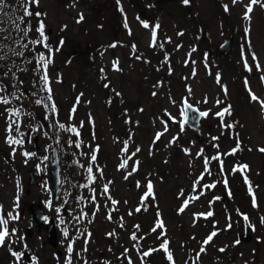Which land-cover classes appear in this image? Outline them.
I'll list each match as a JSON object with an SVG mask.
<instances>
[{"label": "rangeland", "instance_id": "rangeland-1", "mask_svg": "<svg viewBox=\"0 0 264 264\" xmlns=\"http://www.w3.org/2000/svg\"><path fill=\"white\" fill-rule=\"evenodd\" d=\"M120 2L127 15L131 35L124 27V15L118 11L116 0H76L74 7L71 6L73 0H40L39 6L34 8L35 11L46 13V16L39 19L45 21L46 34L49 35L52 45L55 46L61 37L65 40L61 51L55 54L54 64L49 66V76L53 81L52 87L59 109V122L78 127L81 121L84 122V126L80 128V136L77 137L82 141L81 148L77 149L68 144L62 146L64 137H59V144L56 139L54 142L61 169L59 200H65L69 186L74 190L76 185L74 180L87 183L86 166L91 150L98 145L99 152L94 171L99 167L104 170V174L102 177L98 175L95 184L112 181L111 184H115L114 191L121 202L118 213L120 217H124V228L119 227V233L113 237L112 242L107 243L102 237H97V240L87 244V248L95 252V255L90 256V262L93 264L106 262L105 254L97 255V249L93 248L96 243L98 249H105L116 247L118 242L120 255L125 248L131 250L133 244L130 234L137 231L133 227L135 224L141 225L137 235L147 234V243L148 241L151 243L147 246H144L145 241L134 244H138L141 250L144 247L158 248L162 242L157 239L159 232L154 234L150 229L154 226L159 212L166 227L165 238L170 241L169 248L176 264H193L202 241L214 230V223L220 230L219 234L206 246V252L202 254L197 264H264V224L261 223V217H264V153L257 150L264 147V109L260 103L250 100L248 91L250 88L256 96L264 100V81L261 80L264 76V8L255 6L251 19L248 20L244 18V12L249 0H241L235 5L232 0H191L188 6L182 5L181 0H120ZM4 4L5 12L0 17H6L7 20L0 26V31L1 36L6 39L0 42L2 46L0 54L7 53L3 60L7 63L10 73L8 76L12 77L11 72H15L17 77L24 78L27 70H17L21 66L17 64L19 62H16V56L8 50L10 35L8 37L5 35V28L6 32L10 30L7 22L16 20L12 12V16L7 15L9 9L16 10L17 14L19 10L21 15L23 9L17 4V0H6ZM225 4L229 6L228 12L224 11ZM80 13L84 14L85 19L82 23H76ZM137 15L140 20L151 24L158 22L161 25L157 39L163 43V48L149 46L151 30L142 27ZM26 19L33 25V30L29 34L35 39L38 18ZM62 25H67L64 31H61ZM246 28L250 29L247 35ZM232 31L233 37L230 36ZM178 32H183V35H177ZM228 38L233 39L232 43L226 49L219 50L221 44ZM113 42H117V46L108 47ZM133 44L136 45L135 54L131 47ZM177 45L181 47L177 48ZM193 47L197 50L192 52L189 58L188 53ZM242 49L252 68L251 71L245 68L241 56ZM253 52L261 66L259 70L252 60ZM71 53L72 57L69 56ZM205 53H208V67H205ZM165 54L168 55L167 62L164 59ZM136 55L141 59H136ZM69 60L71 62L66 63ZM115 60L119 61L120 71L113 69ZM186 60L195 61V64L191 62L186 64ZM24 62L27 67L29 63ZM101 68L104 69L103 74L100 72ZM193 68L196 70L195 75ZM217 73L220 75V83H217ZM58 75L62 76V83L56 82ZM5 78L4 82H10L9 77ZM24 82L29 87L32 86V81ZM105 83L110 87L105 88L103 86ZM73 85L75 87H72ZM225 86L227 94L224 91ZM154 91L157 93L155 96L152 95ZM116 92L121 93V96L117 97ZM81 93H83L81 103L77 106L74 118L69 120V111L75 103V98ZM184 97H188L189 102L200 110H210L209 117L199 121L197 132L189 126L181 132L179 125L170 121L168 131L160 141L153 144L155 134L164 130L163 120L168 119L165 110L177 120L181 118L179 113ZM205 98L207 103H204ZM109 99L112 101L111 104L108 103ZM172 100L176 103L173 104ZM217 100L222 103L217 104ZM229 105L232 115L225 117V123H234L236 127L231 132L221 135L223 131L220 127L221 122L215 117V113ZM4 107L0 104V113H3ZM141 108L142 112L139 111ZM89 115L94 123H89ZM6 117V113L0 115V132L4 133V137L7 135ZM128 119L133 123H126ZM22 128L21 131L25 133L26 125L24 124ZM59 133L60 130L52 128L53 137L55 135L57 137ZM67 134L71 136L70 133ZM236 134L241 143V150L234 156L223 158V172H220L219 164L212 161L210 164L212 174L202 181L203 184L215 182L216 187L207 190L199 200L191 202L183 213L178 212L184 199L198 194L193 192V181L204 171V159L197 157L196 153L201 148L208 157L215 156L218 151L228 152L236 146L234 138ZM177 135L179 136L177 142L169 144ZM211 136H219L220 139L212 141ZM4 137L0 136V147L7 152V157L2 159V166L7 170V175L0 166V192H3L1 206L6 213H12L16 205L14 174L10 173V168L18 169L16 173L24 178L22 184L25 191L28 189L29 193L31 190L29 194L26 192L23 194L24 203H37L40 200L45 204L47 198L49 199L48 189L45 188V181L49 178L45 171L47 168L44 167L45 158L42 154L32 156L27 158L25 163L26 158L22 153L31 152L28 147L24 144L15 146L16 152L13 155L12 147L2 144ZM53 139L44 135L43 145L47 146L44 150L42 148L43 153L51 151L50 142ZM125 140L129 143V154L135 151L136 146L141 149L134 157L140 162L139 170L128 180L124 179L125 170H118L124 156L121 149ZM217 143L219 149L213 146ZM185 148L190 149V155L183 151ZM131 163L130 161V166ZM236 163L247 164L249 168L245 172L233 173V167L238 165ZM30 169L36 171V176L39 175L34 186L27 181ZM130 170L129 167L128 171ZM245 175L251 182L257 207H253L252 194L245 183ZM225 178L228 181L227 187L223 183ZM147 179L153 181L155 200L147 201V210L140 215L134 213L129 216L128 212L134 211V206L136 208L140 204L141 191L144 189L143 187L137 189L136 182L140 181L143 185ZM182 190L184 196L180 195ZM214 197L221 199L209 205V201ZM98 201L97 199V203ZM124 201L128 203L125 204ZM99 204L102 205L100 202ZM88 210L90 215L89 207ZM209 210L214 212L213 217H197L194 220L193 213H206ZM106 212L107 208L100 207V211L93 217V223H104ZM245 214L255 230H252L249 241H242L234 246L233 242L244 234L245 221L242 217ZM26 219L28 221L27 215L22 225H26ZM138 219L140 221L137 222ZM229 222L234 226L230 230H225ZM13 224L21 226L19 220L13 221ZM20 245L17 243L13 247L21 251L23 246L19 248ZM28 245L30 254L38 257V264L56 263L51 251L47 247L42 248L39 238H33ZM81 246L83 249L85 244L82 243ZM220 248L226 250L220 252ZM128 255L135 264H168L166 254L162 251L154 252L150 256L151 261L147 258L142 261L136 250H133V253L129 252ZM84 258L89 261V258ZM119 260H124L127 264V260L122 257L116 260L115 264H118ZM0 264H14L7 247L0 249Z\"/></svg>", "mask_w": 264, "mask_h": 264}, {"label": "snow or ice", "instance_id": "snow-or-ice-1", "mask_svg": "<svg viewBox=\"0 0 264 264\" xmlns=\"http://www.w3.org/2000/svg\"><path fill=\"white\" fill-rule=\"evenodd\" d=\"M241 0H232V3L238 4L240 3ZM40 3V0H18V4L20 7L23 9V15L19 16L17 20L19 21L18 23L14 20V26L18 32H20V39L18 40V43L21 48L26 49L30 56L33 57L34 59H29L28 56H25L24 51H16L14 49H9L10 52L13 53V55L22 58V62L26 61L27 63H31L33 65V71H35L38 74L39 78V87L36 92L33 93H28L24 88H23V81L20 80L15 72H11L12 78L15 81L13 84L8 85L5 84L3 81V77H6L9 75V72L3 71V66L0 65V104L4 105L3 113H0V115L6 113V132L7 136L5 138V142L12 147V152L13 155L16 152V147L18 145H23L25 143V137L28 136L29 138L31 137V133L33 131L39 132L43 130V122H48V127L53 128V129H58L63 132H68L70 134H73L75 137L80 136V128L84 126V122L81 121L79 127L74 125V124H69L66 125L65 123L59 122V109L57 107V103L54 99V91L52 87L53 81L50 79L49 76V66L54 64V57L57 52H60L61 49L63 48L65 44V40L63 37H61L55 46L52 45L49 35L46 34V24L43 19H39L43 16H46V13H42L39 11H35L34 8L38 7ZM76 0H73V3L71 6H75ZM116 3L118 5V11H120L124 15V27L129 30V35H131V30L129 29L128 23H127V15L124 13V8L123 5L121 4L120 0H116ZM182 5L188 6L191 3V0H181ZM260 6L261 8H264V0H249V3L245 5V12H244V18L250 20L251 19V14L254 10L255 6ZM5 7L4 0H0V12L3 11ZM151 7V6H149ZM224 11L228 12L229 11V6L228 5H223ZM31 17H36L38 18V24L35 26V32H36V38L35 39H28L29 33L33 30V25L31 24L29 19L26 18H31ZM85 17L83 13H80L78 17L76 18V23H82L84 21ZM137 20L141 23L142 27L145 29H150L151 30V42H150V47H160L163 48L164 45L163 43L159 42L157 39L158 31L161 27V25L156 22L154 24L149 23L148 21L140 20L139 15H137ZM24 24L25 27L21 28L20 25ZM98 27H102L101 25H98ZM67 28V25H62L61 31H64ZM250 31V29L246 28L245 33ZM177 35L182 36L183 32H178ZM0 39H6L5 37H0ZM168 42H170V38H168ZM227 43V42H225ZM34 46V47H33ZM117 46V42H113L110 44L108 47L115 48ZM133 53L135 54L136 52V45L133 44L132 46ZM181 47L180 45H177V48ZM251 45L249 42V49ZM2 48V46H0ZM44 49V51H39V49ZM197 49L193 47L191 51L188 53L189 58L191 57L192 52H195ZM4 56H7V53H2L0 54V59H2ZM241 56L244 59V64L245 68L248 71H251L252 68L249 66L247 58L244 56V51L242 49ZM136 59H141L139 55L135 56ZM165 62L168 61V55L165 54ZM207 59H208V53H205V67H208L207 64ZM252 60L255 63L256 69H260V64L257 60V57L255 53H252ZM71 61H66V63H70ZM191 62L193 65L195 64V61H190L186 60L185 63ZM14 65V61L12 62ZM113 69L116 71H120V66H119V61L115 60L113 61ZM18 71H25L27 69L23 67H18ZM11 71V70H9ZM101 74L104 73V69H100ZM169 72L171 73V67L169 66ZM196 74L195 68H193V75ZM106 79V77H102ZM261 80L264 81V76L261 77ZM57 83H62V76L58 75L56 78ZM217 83H220V75L217 73ZM247 80L245 81V84L247 85ZM159 84V82H158ZM105 88H109L110 85L108 83H105L103 85ZM72 87H75L73 85ZM155 87V86H154ZM12 89H15V91H12ZM189 94H191V89H188ZM225 94H227V87H224ZM249 91V98L251 101H256L260 103L261 108L264 109V100H261L258 96H256L251 89H248ZM44 93L43 96H40L39 93ZM115 95L117 97L121 96V93L116 92ZM153 96L157 95V93L154 91L152 93ZM83 96V93H81L79 96L75 98V103L73 104L72 109L69 111V120H72L75 116V113L77 111V106L81 103V97ZM28 97H38L32 100L31 102L34 103L35 105H38L46 110V115L43 117V122L41 126L36 127V128H29L28 133H24L21 131V127L23 124V120L21 119L22 116H26L28 118H31L33 116V113L31 111H25L23 108V101L28 98ZM13 102H15L16 106H12ZM111 99H109L108 103L111 104ZM123 102V101H121ZM86 103H90V101H86ZM172 103L175 104L176 101L172 100ZM204 103H207V98H205ZM217 104L222 103L221 101L217 100ZM139 111H143V109H139ZM180 119L177 120L176 117L172 116L171 113H168L167 110H165V116H167L168 119L163 120L164 124V130L162 132H157L155 134L153 144L156 142L160 141L161 138L164 136V134L168 131V124L171 121L172 123H177L180 127L181 132L185 130L186 126H193L197 127L199 125V121L201 119H206L210 115V110H200L198 107H195L193 104L189 102L188 97H184L181 101V107H180ZM232 111H231V106H226L221 109V111H218L215 113V117L219 118L220 120V127L223 130L221 135H224L225 133L231 132L235 127L236 124L232 123H225V117L226 116H231ZM89 123H94L91 119V115H89ZM126 123H133L130 119L126 120ZM138 123V122H135ZM15 133V135H13ZM44 135L48 136L49 132L47 130H44ZM94 138V134H93ZM179 136H174L171 141H169V144L176 143L178 140ZM236 139V146L230 149L228 152L221 153L217 152L215 156H205L204 155V149L201 148L199 152L196 153L197 157H203L204 159V171L198 176L194 181H193V192L198 193L195 195H190L186 199L183 200L182 205L178 209V212L183 213L185 209L189 207V204L193 201H197L200 199L201 196L205 194L207 190L214 189L216 187V183H209V184H203L202 181L205 179L206 176H210L212 174V170L210 167V164L212 161H216L219 164L220 172L224 171V157L226 156H234L236 153H238L241 150V143L238 139V134L234 137ZM220 139L219 136H211L212 141H218ZM57 144H59V137H56ZM66 143L69 146H74L77 149L82 147V141L79 139H68ZM124 147L121 149V152L124 154V156L121 159V162L118 165V170H125V175L124 179L128 180L129 177H131L133 174L138 172L139 170V165L140 162L138 160H135L134 157L136 156L137 153L141 151V149L136 146L135 151H132L131 154H129V143L128 140H125L124 142ZM214 147L219 149V144H214ZM89 147H91L89 145ZM258 151L261 153H264V147L258 148ZM183 151L186 154H191L190 149H183ZM99 152V146L95 149L91 150L90 156H89V163L86 166V172H87V183L84 185H81V187L84 188H89L90 189V196H89V201L95 206V210L91 214L93 217L95 216L96 212L100 210L101 205L97 203L98 195L105 198L109 203H110V208H108V214L106 219L109 221L113 220V213L118 211V205L121 203L119 200L114 199L111 196L110 193V187L109 185L112 183V181H108L107 183L103 184L102 190L97 192V189L95 187H92L97 181L98 175L100 177L103 176V169L96 167L95 172H94V165L97 160V153ZM150 154H151V149H150ZM22 155L26 158L25 163H27V158L35 156V153L27 152L24 151ZM82 155H89L88 153H82ZM47 160L48 157H45ZM131 163V166L129 162ZM76 163H79V161H76ZM81 167H85V165H80ZM130 167V171H128ZM249 166L247 164L243 165H236L233 167L232 172L237 173V172H245L248 170ZM245 183L248 185V190L249 193L252 194V202H253V207H257L256 203V198L255 194L252 191V186L251 182L249 181L247 175L244 176ZM223 183L225 187L228 185V181L225 178L223 180ZM136 187L137 189L144 188L145 191L143 192V195L140 198V204L135 208L134 212L135 213H141L142 211L147 210V201L149 200H155V191H154V184L151 179H147L145 184H141L140 181L136 182ZM181 196H184L183 190L180 193ZM229 195H231V192L229 191ZM77 199L83 200V197H78ZM221 199L220 197H214L212 201H209V205L214 203L215 200ZM19 196L17 197V204L15 207L19 206ZM125 204L128 203V201H124ZM49 207H51V204H49ZM105 207H108L106 204ZM55 211L59 213L61 211V208H55ZM133 211H129L128 215L132 216L134 214ZM88 213L86 212H81L80 215L76 217L77 223L81 221L82 219H85L88 217ZM214 212L209 210L206 213H193L194 220L197 217H203V218H209L213 217ZM7 217V218H6ZM243 220L246 222V227L251 228L252 230L254 229V226H252L249 221V217L245 214L243 215ZM20 219L19 214H13L11 212L4 213L2 207H0V248H5L7 247L10 255L13 257L14 264H38V257L34 254H30L29 250V245L25 242L24 237H16L14 240L13 237L16 236V233L18 231L17 228H9V221H18ZM44 221H48V217L45 216L43 217ZM229 220L231 221V217H229ZM89 223L91 222L90 220L88 221ZM61 224L65 223L63 219L60 221ZM261 223L264 224V217H261ZM234 225L229 222L226 225L225 230H230ZM119 227L121 229L124 228V217H120V223ZM133 227L137 230L134 231L130 234V239L134 242H138L140 240L146 239L147 234L145 236H138L137 232L141 229V225L135 224ZM79 231V229L77 230ZM219 229L215 227L214 223V230L211 231L207 237L202 241V246L200 247L199 251L195 254V260L193 261V264H197V262L201 259L202 254L206 252V246L211 244L214 240V238L219 234ZM151 233H157V239L161 240L162 242L159 244L158 248H150L148 250H141L138 247V244H134V249L139 253L141 260L143 261L144 258H147L151 256L154 252L156 251H162L166 254V259L170 262V264H176V261L174 259L173 253L170 251L169 245L170 241L167 240L165 237L167 235L166 232V227L164 224V221L160 218L159 212H157V220L154 224V226L150 229ZM62 235L69 240V243L67 244L66 248V254L64 257V260L61 262V264H89V261L84 258L83 253H87L88 248L87 244L88 241L91 237L90 232H80L81 236L85 237V247L81 249V251L77 252L74 248V243L75 240L69 236V231L67 228L63 229ZM109 237H114L116 235L115 231L107 233ZM195 239V237H193ZM21 243L23 246V250L17 251L13 247L15 244ZM241 243V240L238 238L233 242V245H239ZM226 248H220V252H224ZM130 249L125 248L124 252L121 254V257L123 259L127 260V264H133V261L131 259V256L128 255L130 252ZM104 264H111L110 261L104 262Z\"/></svg>", "mask_w": 264, "mask_h": 264}, {"label": "flooded vegetation", "instance_id": "flooded-vegetation-1", "mask_svg": "<svg viewBox=\"0 0 264 264\" xmlns=\"http://www.w3.org/2000/svg\"><path fill=\"white\" fill-rule=\"evenodd\" d=\"M5 1L6 0H4V3H5ZM17 4H18V0H17ZM4 12L5 11L3 9V11L0 12V15H4ZM11 12L13 14L15 13L14 14V16L16 17L15 21L18 23L19 21L17 20V18L19 16H21L20 11L18 10V14H17L16 10L13 11L12 9H9L7 15L8 14L11 15L12 14ZM6 20H7L6 17H4V18L0 17V26ZM10 21L11 22H9V23L7 22V25L10 26V30L8 32H6V28H5V35L7 37L10 35V37H11L10 44H8L9 45L8 46V50L9 49H14L16 51H24L25 56H28L29 58L34 59L33 57L30 56L29 52L26 49H23V48L20 47V45H19L17 40L20 39V35L21 34H20V32H18L16 30V28L14 26V23H13L14 19H12ZM20 27L23 28V27H25V25L21 24ZM1 35H2V33L0 31V37H3ZM230 36L233 37V31H232V34ZM28 39L29 40L32 39L30 34L28 36ZM2 40L3 39H0V42ZM232 41H233V39L231 38V41H230L229 44H231ZM219 50H221V49H219ZM39 51H44V49L41 48V49H39ZM69 56L72 57V53ZM0 60H1L0 61V65L3 66L2 70L5 71V72H8L6 61L3 60V58L0 59ZM15 60H16V62H19L17 64L20 65L21 67H26L25 62H22V58L16 56ZM26 69H27V73L25 74L26 76H24V78L22 76H21V78H19V77L18 78L23 81V88L28 93L36 92L37 89H38V83H39L38 74L36 75L35 74L36 72L32 70L33 69V65L31 63L28 64ZM9 75H10V73H9ZM49 75H50V73H49ZM6 77L10 78V82H7V83L4 82L5 84L11 85V84H13L15 82L12 77H10V76H6ZM3 78L6 80L5 77H3ZM24 81H26V82L32 81V86L29 87ZM25 84H26V87H24ZM12 91H15V89H12ZM39 95L43 96L44 93L41 92V93H39ZM35 98H38V97H28V98H26L23 101L24 110L26 109L25 110L26 112L27 111H31L33 113V116L31 118H28L26 116H22L21 117V119L23 120L22 127H23L24 124L26 125L25 133H28L29 128H36V127L41 126V124L43 122V117L46 115V110L44 108H42V107H40L38 105H35L34 103L31 102ZM54 99H55V95H54ZM12 106H16L15 102H13ZM0 124H1V122H0ZM22 127H21V129H23ZM44 130H47L49 132V135H48L49 137L54 138L50 142V145H52L51 151L50 152L46 151L45 153L42 152V148L44 150V148L47 146V145H43L44 135H42V134H44ZM80 133H81V131H80ZM1 135H3V137H4V133L3 132H0V136ZM13 135H15V133H13ZM87 135H89V134H87ZM6 136L3 138V141H2L3 145L7 144L5 142ZM57 136L58 137H62V138L64 137L62 146L67 144L66 141L68 139L75 140V136L73 134H71V136H69V134H67V132H63V131H60V133ZM55 139H56V135H55V137L52 136V128L48 127V122H43V130H41L39 132L33 131L31 133V137L30 138L28 136H26L25 137L24 146H27L29 151L35 153V156H40L41 154L43 155V158L50 156L51 157V161H53V156H54L52 154L53 149L55 148L57 150L56 145H54ZM76 139H78V138L76 137ZM79 140H81V139H79ZM31 142H32V144H31ZM86 144H89V143H86ZM70 153L71 152H69V154ZM58 156L59 155H58V152H57V160H58V163L60 165V161H59V157ZM6 157H7V152L0 147V166L2 167L3 173H6V175H7V170H5V168L2 166V162H3L2 159L6 158ZM67 160H69V158ZM11 165L13 166V164H11ZM45 166L47 168L45 170L46 174L49 175L48 180L45 181V186H46L45 188H46V190L48 189L49 199L47 198V201H45V204L40 202V200H38L37 203H32V202L24 203L23 194H25V192H26V194L28 193V189H26V191H25V187H23V184H22V182H24V178L21 177L18 173H16V170H18V169H16V168L11 169L10 168V173L14 174L13 182L15 184V194H16L14 200H15L16 204H17V197L19 196V202H18L19 206L18 207H14L12 213L14 215L15 214H19L20 215L19 221L21 222V226L18 227L17 224H13V221H11V220L9 221V228L10 229L11 228H17L18 229V231L16 233V236H14L13 238L16 239V237H21L22 236V237L25 238V242L27 244H29L33 240V238H35V237L39 238L40 239V243L43 246L42 248H46L47 247V249L49 251H51V253L54 256L55 261H56L55 264H61V262L64 260L65 254H66L67 244L69 243V240L66 239L62 235V232H63L64 228L68 229L69 236L75 240L74 248H75V250L77 252L81 251L82 243L85 244V237L81 236L80 232H90L91 233V237H90V239L88 241L89 242L88 244H90V242H94L95 240H97V237H102L108 243L109 241H111L113 239V237H109L107 235V233H109V232L115 231L116 235H118V233H119V223H120V213H118V211L114 212L113 213V220L112 221L107 220L106 217H107V214H108V208H110L111 206H110V203L105 198H103V197H101L99 195H98V200H99L98 203L99 202L102 203L101 209H103V208L106 209L107 208V212H106V215L104 216V223H100V224H94L93 223V216H90V215L95 210V206H93V204L88 199L89 196H90V189L81 187V185L86 184L85 181L76 182L74 180V184H76V185H74V190H72V188L69 186V190L67 191V194L65 196V200L64 201L59 200V196H58L60 194V191H61V186H60L61 184H60L56 200L54 201V203H52V195H51L50 186H49V182L51 180V176L52 175H51V172L48 169V163H47L46 159H45L44 167ZM29 171L30 172H28V173H29L30 176L27 179V181L29 183H32L31 186H34V184L36 183L37 179L39 178V175L37 174V176H36V171L33 170V169H30ZM60 171H61V169H60ZM103 174H104V170H103ZM105 183L106 182L101 183V184H94V185H92V187H95L97 189L98 193H99V191L102 190L103 184H105ZM145 183H146V181L144 182V184ZM109 187H110L111 196L114 199L119 200V197L117 196V194L114 191L115 184H110ZM30 191H29V193H30ZM144 191H145V189H143L141 191V193H142L141 196L143 195ZM78 197H83L84 199L83 200L77 199ZM2 199H3V192H0V207H2L1 206ZM49 204H51V207H49ZM106 204L108 205V207L105 208ZM32 205H40V207L42 209L43 217H45V216L48 217V221L47 222H45L43 217H42L41 223H40V225L38 227H35V226L32 227V224H31V221H30V219H31L30 218L31 217L30 206H32ZM88 207L90 208L91 214L88 215V217H86L85 219H82L81 221H79V223H77L76 217L78 215H80L81 212H86V213L89 214ZM55 208H61V211L59 213H57L55 211ZM2 209H3V207H2ZM118 209H120L119 205H118ZM134 210H135V206H134ZM3 212L6 213V211L4 209H3ZM25 215L28 216V221L26 219V225L25 224L22 225V223L25 222L24 221ZM137 215H140V213H137ZM61 219H63L65 221V223L61 224L60 223ZM89 220L91 221L90 223L88 222ZM136 221L138 222V221H140V219H138ZM15 222H18V221H15ZM78 229H79V231H77ZM100 229H102L101 230L102 232L100 231ZM49 230H51V231L53 230V232L55 233V237L54 238H53V235L51 237H48ZM148 233L150 235V232H148ZM141 236H145V234H143V235L141 234ZM140 241L141 242L145 241L144 242V246L150 245V243H151L149 241L147 243V239H143V240H140ZM51 243H53V244H51ZM116 243H117L116 247H112L111 246V248H105V249L104 248L98 249L97 248L98 245L96 243L93 246V248L97 249V251H98L97 255L105 254L104 257L106 258V261H110L111 264H115V261L121 258V255L119 254V250H118L119 243L118 242H116ZM132 244L134 246V241H132ZM21 245H20L19 248H22ZM150 248L151 247H146V248L144 247L143 250H148ZM0 249H2V248H0ZM133 250H135L134 247L131 248L130 252L133 253ZM122 251L124 252V249ZM91 255L92 256L95 255V252L93 250H90V249H88L87 253H83L84 257L89 258V264H93L92 262H90V256ZM147 259H149L151 261L150 256L147 257ZM132 261H133V264H135V261L133 259H132ZM125 263L126 262H124V260H119V262H118V264H125ZM99 264H103V263L99 262ZM168 264H170L169 261H168Z\"/></svg>", "mask_w": 264, "mask_h": 264}, {"label": "water", "instance_id": "water-1", "mask_svg": "<svg viewBox=\"0 0 264 264\" xmlns=\"http://www.w3.org/2000/svg\"><path fill=\"white\" fill-rule=\"evenodd\" d=\"M231 39L227 40L224 44H222L220 46V49H226L228 46H229V43H230ZM223 49V50H224ZM199 126V125H198ZM189 127L197 132V127H193V126H190ZM53 161H51V157L49 156L48 159H47V163H48V169L49 171L51 172V180L49 182V186H50V191H51V195H52V203H54V201L56 200V197H57V194H58V191H59V163H58V160H57V151L56 149L54 148L53 149ZM30 213H31V224H32V227H38L41 223V219L43 217V213H42V209L40 207V205H32L30 206ZM249 223V222H248ZM33 232V231H32ZM31 232V233H32ZM53 235V238L55 237V233L53 232V230H49V235L48 237H51ZM251 236H252V229L251 228H247L246 227V222H244V234L243 236H239V239L242 241H249L251 239ZM51 241V240H50ZM53 244V243H51Z\"/></svg>", "mask_w": 264, "mask_h": 264}, {"label": "trees", "instance_id": "trees-1", "mask_svg": "<svg viewBox=\"0 0 264 264\" xmlns=\"http://www.w3.org/2000/svg\"><path fill=\"white\" fill-rule=\"evenodd\" d=\"M15 14V13H14ZM233 163H235V162H233ZM236 164H238V163H236Z\"/></svg>", "mask_w": 264, "mask_h": 264}]
</instances>
